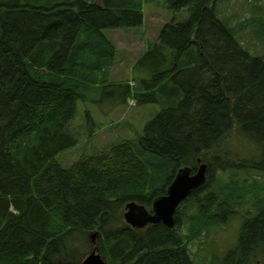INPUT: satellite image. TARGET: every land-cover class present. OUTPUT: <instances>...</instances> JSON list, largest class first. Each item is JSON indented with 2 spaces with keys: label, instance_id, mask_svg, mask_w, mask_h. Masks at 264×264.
Here are the masks:
<instances>
[{
  "label": "trees",
  "instance_id": "trees-1",
  "mask_svg": "<svg viewBox=\"0 0 264 264\" xmlns=\"http://www.w3.org/2000/svg\"><path fill=\"white\" fill-rule=\"evenodd\" d=\"M146 1L0 0V264H77L92 232L108 264H196L189 244L237 215V243L213 264H264V19L236 22L241 11L223 0H164L188 16L147 41L130 85L111 78L118 51L106 31L142 26ZM108 95L114 110L133 98L159 111L143 134L63 166L59 154L78 144L77 103ZM235 132L258 158L229 155ZM198 159L208 181L175 227L125 221L128 202L151 206Z\"/></svg>",
  "mask_w": 264,
  "mask_h": 264
},
{
  "label": "rangeland",
  "instance_id": "rangeland-1",
  "mask_svg": "<svg viewBox=\"0 0 264 264\" xmlns=\"http://www.w3.org/2000/svg\"><path fill=\"white\" fill-rule=\"evenodd\" d=\"M163 2L164 0H148L144 3L146 21H144V24L140 27L142 28L141 30H139L140 28H126L125 34L124 31L120 29L116 30L115 33H112L113 30L106 31L108 36H113L112 39L120 52L117 59V65L112 71V78L123 80V77L127 76L130 83L134 82L131 80L130 75V69L133 64L132 62L143 52L142 50L145 49L144 42L139 40L137 35H142L144 37L146 32L151 40H155L158 34L157 27L168 19L167 14L162 12L166 13L167 10L170 20H172L173 17H176L177 21H181L188 16V13L185 10H182L175 15L172 10L163 9L162 6H159L163 5ZM242 2L243 0H223V6L229 8L230 11H241V19L238 21L235 20L236 22L264 19V10L261 9L264 0H255L254 9L257 7L255 13L253 11L250 12L247 9H251L253 5H247V8L242 7L235 10ZM145 24L148 27L145 26ZM164 24L158 29L159 33ZM129 31L133 32L130 33ZM133 33L134 35H132ZM135 33L137 35H135ZM252 45L254 44L252 43ZM248 50L253 55H256L252 48L251 50ZM258 50L262 51L263 49L260 46ZM113 101L114 99L112 95H108L104 100L102 99L99 102L92 100L91 102L79 101L77 103L76 114L70 121L68 127L69 130L77 136L78 144L74 148L59 154L58 160L63 166H69L82 155L92 154L96 150L102 149L106 144H109L108 142L111 143L118 141L117 139L120 137L136 138L143 134L147 121L151 120L157 111H159V106L157 104L137 106L133 101H129L130 104L128 103V105H124L123 108L120 107L119 109L114 110L116 105L111 103ZM141 120H143V123H140V125L136 127L135 122ZM92 128H94V134L90 136L89 132ZM224 142L225 144L223 147L232 151L234 154L230 153L229 155L236 158V160L240 159L238 155L241 158L242 156L248 159L258 158L259 153L261 152V149L256 142L248 140L237 132L233 133L228 139H225ZM241 222V216H233L225 225H215L214 228H211L206 238H203L200 242L198 241L199 239L193 240L189 244V247L194 262L196 264H213L222 260L229 249L235 245L234 243L236 241L238 230L241 227ZM210 249L213 252H217L210 256L212 259L208 256L210 255ZM85 250L86 248H83L80 255H78L79 258L82 257ZM250 264H259V262L254 261Z\"/></svg>",
  "mask_w": 264,
  "mask_h": 264
},
{
  "label": "water",
  "instance_id": "water-1",
  "mask_svg": "<svg viewBox=\"0 0 264 264\" xmlns=\"http://www.w3.org/2000/svg\"><path fill=\"white\" fill-rule=\"evenodd\" d=\"M206 166L189 176L190 168L181 169L168 190V195L157 197L153 202V212L144 205L130 202L126 205L124 216L126 221L134 227H145L149 222H163L169 227L175 223V211L182 200L206 181ZM80 264H107L97 249H93Z\"/></svg>",
  "mask_w": 264,
  "mask_h": 264
}]
</instances>
